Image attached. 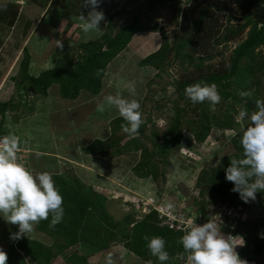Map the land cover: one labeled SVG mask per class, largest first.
<instances>
[{"label": "rangeland", "instance_id": "rangeland-1", "mask_svg": "<svg viewBox=\"0 0 264 264\" xmlns=\"http://www.w3.org/2000/svg\"><path fill=\"white\" fill-rule=\"evenodd\" d=\"M102 1L107 12L112 13L126 0ZM180 1L183 7L188 2ZM244 1L196 0L189 20L198 18L207 5L215 11L217 7L231 8L236 20L228 21L230 14L225 10L223 21L225 26L237 28L243 23L240 10ZM25 2L22 27L3 26L0 22V101L11 100L13 107L5 114L0 113V252L7 245H15L21 236L52 243L36 230L25 206L36 203L52 209L53 178L65 174L92 188L94 193L106 196L107 211L117 221L128 215L140 220L150 211L160 209L170 214L175 223L182 222L184 226L187 223L185 227L193 239L203 245L207 256L216 263L232 264L225 251L241 248L238 263L264 264V252L259 255L254 252L264 236V197L253 199L247 209L230 210L227 205L211 203L208 217H201L196 204V200L201 201L196 188L201 170L215 167L223 157L234 153L231 139L237 131L251 139L258 138L264 128V114L258 116L255 111L244 112L241 108L235 130L213 129L204 142H197L187 128L188 121H199L207 110L220 113L232 103L245 106L248 101L242 95L238 96V102L224 100L216 88L207 87L180 95L177 84L185 73L194 70L188 62L176 61L160 74L153 67L141 65L144 57L160 48V32L134 37L132 44L109 64L98 95L82 91L77 99L69 100L62 97L58 84L52 85L47 95H39L25 89V83L19 86L25 94L19 95L15 79L24 81L21 62L25 49L31 56L29 74L39 76L56 65L69 66L77 59L81 43L102 36L98 29L57 6ZM175 16L172 9H163L149 26L156 22L158 29L163 28L171 35ZM245 37L228 43V49L225 45L220 47L218 50H223V54L206 65L221 68ZM261 88L264 102V79ZM182 109L184 137L172 149L167 162L161 164L165 176L160 185L152 178H138L134 174L140 151H129L115 158L88 155L84 151L96 139L109 140L111 123L117 118L145 126L142 140L152 150V142H159L167 128L177 123V111ZM126 131L117 136L130 140ZM206 200L210 201L209 197ZM166 220L169 218L163 217L162 224L168 225ZM233 235L236 241L232 239L234 247H231L229 240ZM80 251L88 256L89 264H148L122 244H113L98 253L83 247ZM193 260L190 258L184 264H193ZM55 264L64 261L59 258ZM201 264L209 263L203 260Z\"/></svg>", "mask_w": 264, "mask_h": 264}, {"label": "trees", "instance_id": "trees-1", "mask_svg": "<svg viewBox=\"0 0 264 264\" xmlns=\"http://www.w3.org/2000/svg\"><path fill=\"white\" fill-rule=\"evenodd\" d=\"M27 1L44 7L47 4L57 6L70 16L95 27L102 36L96 41L81 43L77 59L69 66L56 65L39 76L29 74L31 56L25 49L21 62L24 81L15 79L19 95L25 94L19 89L23 83L25 89L39 95H47L49 88L58 84L62 97L69 100L77 99L82 91L98 95L109 64L132 44L134 37L147 32H160V48L144 57L141 65L153 67L160 74L176 61L188 62L194 70L185 73L177 84L176 91L180 95L207 87L210 90L216 88L224 100L238 102V96L242 95L248 101L245 106L232 103L220 113L207 110L199 121H188L187 128L197 142H204L213 129L235 130L241 108L244 112L255 111L258 116L264 114V102H261L264 0L243 2L240 10L243 23L237 28L225 26L223 21L225 10L230 14L228 21L236 20L231 8L217 7L215 11L213 6L207 5L198 18L189 20L196 0H188L185 7L180 0H126L112 13L107 12L109 10L102 0ZM21 8L18 0L0 1L1 24L22 27L25 18ZM169 8L176 14L171 35L163 28L158 29L156 22L149 26L159 11ZM244 35V41L233 50L229 61L221 68L206 65L207 61L223 54V50H218L220 47L225 45L228 49V43ZM11 109V100L0 101L1 114ZM184 113L183 109L177 111V123L167 128L159 142H152V150L142 140L145 126L117 118L111 123L112 137L106 141L96 139L84 151L88 155L104 158L140 151V161L133 169L134 174L138 178H152L160 185L161 178L165 176L161 164L167 162L172 149L184 137ZM124 129L130 140L117 136ZM259 135L251 139L237 131L231 139L234 153L223 157L215 167L201 170L196 182L201 196V201L196 200V204L201 217H208L211 203L227 205L230 210L247 209L253 199L264 197V128ZM53 182L52 209H44L36 203L25 206V212L36 230L49 237L52 243L45 244L21 236L15 245H7L0 252V264H28V261L32 264H55L59 258L64 264H89L88 256L81 253L80 247L98 253L113 244H122L148 264H184L190 258L194 259L193 264H201L203 260L219 264L207 256L203 245L193 239L189 228L174 230L162 224L156 209L140 220L128 215L117 221L107 211L106 196L94 193L92 188L78 180L73 181L65 174L54 176ZM207 197L210 201L206 200ZM254 252L258 255L264 252V236L262 242L254 247Z\"/></svg>", "mask_w": 264, "mask_h": 264}, {"label": "built area", "instance_id": "built-area-1", "mask_svg": "<svg viewBox=\"0 0 264 264\" xmlns=\"http://www.w3.org/2000/svg\"><path fill=\"white\" fill-rule=\"evenodd\" d=\"M18 2L20 3V4H24V2H25V0H18ZM168 211V210H167ZM159 212L161 213V215L162 216H160V218L162 219L163 217H168L169 218V220H166V223L169 225V227L171 228V229H174V230H180V229H187L185 226H187V223L185 224V226H184V224H182V222L181 223H175L174 222V219H173V221H172V218L170 217L171 215L170 214H168V213H166V211L164 212L163 210H160L159 209ZM183 223H185L184 221H183ZM232 229V228H231ZM232 239L234 240L235 239V241H236V238H235V236L233 235L232 236V238H231V240H229V245H231V247H234V243L232 242ZM225 254H226V256H227V259L230 257V259H231V263L232 264H240V263H238L239 262V260H240V254H241V248L240 249H237V250H235L234 248H231L230 249V253L228 252V250L227 251H225Z\"/></svg>", "mask_w": 264, "mask_h": 264}, {"label": "crops", "instance_id": "crops-1", "mask_svg": "<svg viewBox=\"0 0 264 264\" xmlns=\"http://www.w3.org/2000/svg\"><path fill=\"white\" fill-rule=\"evenodd\" d=\"M0 1H2V0H0ZM8 1L14 2V0H8ZM58 9H59V10H62V9H60V8H58ZM20 11L22 12V8H21ZM62 11H64V10H62Z\"/></svg>", "mask_w": 264, "mask_h": 264}, {"label": "clouds", "instance_id": "clouds-1", "mask_svg": "<svg viewBox=\"0 0 264 264\" xmlns=\"http://www.w3.org/2000/svg\"><path fill=\"white\" fill-rule=\"evenodd\" d=\"M25 3H26V2H25ZM25 3H24V4H25ZM24 4H20V5L23 6ZM157 211H158V210H157ZM158 212H159V211H158ZM159 213H160V212H159Z\"/></svg>", "mask_w": 264, "mask_h": 264}]
</instances>
